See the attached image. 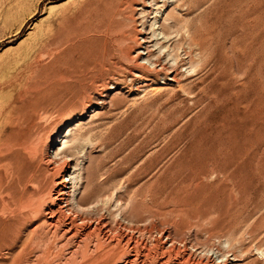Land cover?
<instances>
[{"label": "rangeland", "instance_id": "obj_1", "mask_svg": "<svg viewBox=\"0 0 264 264\" xmlns=\"http://www.w3.org/2000/svg\"><path fill=\"white\" fill-rule=\"evenodd\" d=\"M117 1L0 0V264H264V0Z\"/></svg>", "mask_w": 264, "mask_h": 264}, {"label": "bare ground", "instance_id": "obj_2", "mask_svg": "<svg viewBox=\"0 0 264 264\" xmlns=\"http://www.w3.org/2000/svg\"><path fill=\"white\" fill-rule=\"evenodd\" d=\"M144 1H146V0H144ZM117 2H123V0L122 1H117ZM129 2H130V0H129ZM140 2V1H139ZM147 2V1H146ZM155 2V1H154ZM119 3H117V5L119 4ZM150 3H152V1H150ZM132 4L134 5V3L132 2ZM137 4V3H136ZM146 4V3H145ZM120 5H122L123 6V4L121 3ZM131 5V4H130ZM150 5H155V3L154 4H150ZM114 6H116L115 4H114ZM114 6H112V7H114ZM126 3H125V9H126ZM132 6V5H131ZM131 6H129V7H131ZM116 7H118V6H116ZM116 7H114V8H116ZM152 7V6H151ZM229 7V6H228ZM119 8V7H118ZM120 9V8H119ZM119 9H115V10H119ZM251 10V9H250ZM119 11H123L122 9H120ZM118 11V12H119ZM239 11V10H238ZM245 11V10H244ZM120 13V12H119ZM252 14V13H251ZM121 15V14H120ZM123 17H124V15H122ZM112 17V16H111ZM171 19V18H170ZM110 20V19H109ZM172 21H173V19H172ZM111 22V21H110ZM176 22V21H175ZM109 24V23H108ZM175 25V24H174ZM112 26V25H111ZM215 27V26H214ZM255 27V26H254ZM112 28V27H111ZM113 28H114V26H113ZM118 28V27H117ZM125 32V31H124ZM171 35V34H170ZM153 36V35H152ZM205 38V37H204ZM161 39V38H160ZM148 48V47H147ZM147 48H145V49H147ZM148 50H147V52L146 53H143V52H139L138 54H142V55H146L147 57H149V55H148ZM141 56V55H140ZM146 57V58H147ZM151 57V56H150ZM241 65V64H240ZM172 80H174V79H172ZM111 88H112V86H111ZM238 95V94H237ZM231 100V99H230ZM24 111V110H23ZM26 112H24V114H25ZM23 115V114H22ZM27 115V114H26ZM20 119H23L22 117L20 118ZM25 119V118H24ZM30 120L31 119H28L27 121H26V123H27V125H30L29 124V122H30ZM19 122V121H18ZM21 122H24L23 120H21ZM20 122V123H21ZM25 123V122H24ZM23 123V124H24ZM25 126H26V124H25ZM24 127V126H23ZM29 127L30 126H28L27 127V131H29L30 129H29ZM26 128V127H25ZM59 144H61V142H60V140H59V135L53 140V141H51L50 143H49V145H48V151H49V148L51 147V146H54V145H59ZM57 148V147H56ZM51 149V148H50ZM44 153V152H43ZM45 154V153H44ZM7 172V171H6ZM10 172H12L13 173V171H10ZM7 174H10V173H7ZM18 174V173H17ZM21 176V175H20ZM12 178V177H11ZM3 179V178H2ZM6 179V178H5ZM8 179V178H7ZM17 179H21V178H17ZM72 179H73V177H72ZM11 180V179H10ZM71 179H69V181H70ZM19 181V180H18ZM17 181V182H18ZM67 181H68V179L67 178H62V180H58L57 181V183H56V192H55V195H54V205L52 206V207H49L48 209H47V211H48V213L50 214L49 215V223L48 224H50V225H53V224H51L52 222H54V221H60L61 222V218L59 217L60 216V213H62V212H64L63 210H66V209H63V206H62V203L66 200V194H68V193H66V188H67ZM15 182V181H14ZM73 182H75V181H73ZM3 183V182H2ZM2 183H1V180H0V190L1 191H4V189L5 190H7L8 192H9V197L12 199V193H13V182L12 183H9V184H6V186L3 184L2 185ZM16 183V182H15ZM18 184V183H17ZM20 184V183H19ZM18 184V185H19ZM71 187V186H70ZM69 187V188H70ZM74 187V186H73ZM37 188V187H36ZM23 190H25V189H23ZM71 191V190H70ZM69 191V192H70ZM71 193H69L67 196H69ZM50 195V194H49ZM72 195V194H71ZM74 195V194H73ZM5 196V195H4ZM71 197V196H70ZM69 198V197H68ZM67 198V199H68ZM4 200V199H3ZM3 200H2V202H3ZM68 201V200H67ZM53 202V201H52ZM69 202V201H68ZM65 203V202H64ZM66 204H67V202H66ZM69 204V203H68ZM71 205V204H70ZM77 206V205H76ZM68 208H71V206L70 207H68ZM72 211H73V209H72ZM70 212V211H69ZM56 213H58L57 215H55ZM13 214V213H12ZM64 214V213H63ZM66 214V213H65ZM72 214V213H71ZM74 214V213H73ZM85 214V213H84ZM46 215V214H45ZM67 215V214H66ZM47 216H48V214H47ZM64 216V215H63ZM63 216H61L62 218H63ZM85 216V215H84ZM65 217H68V216H65ZM76 217V216H75ZM88 217V216H87ZM47 218V219H48ZM86 218V217H85ZM84 218V219H85ZM61 219V220H60ZM80 219V225H82L79 229L80 230H78L77 228L78 227H76L78 224L76 223L77 221L75 220V218H73V216L71 215L70 217H68V218H66L65 220H66V224H65V231H64V233H66V234H64V235H69V234H71V238L73 239V237H77V236H79L80 238H79V240L78 241H80V242H82L83 243V241L84 240H87L88 238H91L92 237V235H94V233L92 234V232H94L93 230H94V228L95 227H93V226H91V225H89V222L88 223H86V220H84L83 219V216H82V218H79ZM45 220V219H44ZM63 221V220H62ZM89 221V220H88ZM130 221H133V220H130ZM94 222V221H93ZM44 223H47V220H45L44 221ZM99 223V222H98ZM119 223V222H118ZM56 223H54V225H55ZM62 224H63V222H62ZM77 224V225H76ZM104 224H105V222H104ZM60 225V224H59ZM47 226V225H46ZM56 226H58V225H56ZM79 226V225H78ZM118 226V225H117ZM52 227V226H51ZM50 227V228H51ZM55 227V226H54ZM60 227V226H59ZM120 227V226H119ZM123 227V226H122ZM61 228V227H60ZM63 228V227H62ZM127 228V227H126ZM146 228V227H145ZM109 229H111V228H109ZM109 229H108V227L106 226V225H104L103 226V228H101V231H102V233H103V235H109ZM131 229H133L132 227H131ZM131 229H129V231L128 232H130V230ZM138 230H140V228H137ZM136 229V230H137ZM58 230H59V228H58ZM96 230V229H95ZM111 230H113V229H111ZM119 231V229H114V232L115 231ZM143 230H145V229H143ZM61 231V230H60ZM98 231H100V230H98ZM133 231V230H132ZM97 232V231H96ZM120 232V231H119ZM118 232V233H119ZM122 233V232H121ZM120 233V234H121ZM146 233H148L149 235H150V237H149V244L147 243V242H144V244L142 243V242H140V245H141V249L142 250H149L151 247H155V246H157L158 248H159V246H160V248H161V250L163 251V252H165V253H167L168 252V254L169 253H172L173 252V255H176V254H178L179 256H180V258L181 259H183V260H187L188 262H191V263H200V264H205V261H201L197 256H200V255H202L203 254V250H201V248L200 247H195V245H193L192 244V242H190L189 240H185V239H183V240H178V239H176V238H174V237H172L171 235H170V233H167L166 231H161V232H159L158 233V235L156 234L155 236H154V234L152 235V233L151 232H146ZM110 234H111V232H110ZM114 234V233H113ZM119 234V235H120ZM132 234V233H131ZM116 235H118L117 233H116ZM73 236V237H72ZM113 236V235H112ZM131 236V235H130ZM68 238H70V237H68ZM121 238V237H120ZM132 238V237H131ZM130 238V239H131ZM98 239V238H97ZM130 239L128 238L127 239V243H130V242H128V241H130ZM68 240H70V239H68ZM147 240H148V237H147ZM72 241V240H71ZM75 241V240H74ZM135 241V240H134ZM140 241H141V239H140ZM67 242V241H66ZM86 242V241H85ZM120 242V241H119ZM136 242H138L139 243V241H136ZM142 243V244H141ZM66 244V243H65ZM118 244V243H117ZM124 244V243H123ZM128 245V244H127ZM136 245V244H135ZM179 245H181L182 246V249L180 250L179 248H178V246ZM116 246V245H115ZM134 247V246H133ZM150 247V248H149ZM40 248V247H39ZM136 248H137V246H136ZM135 248V249H136ZM140 249V250H141ZM137 250V249H136ZM152 250H155V249H153L152 248ZM76 251V250H75ZM138 251V250H137ZM151 251V250H150ZM155 251H159L158 249L157 250H155ZM135 252V251H134ZM154 252V251H153ZM229 253L231 252L230 250L228 251ZM137 253V252H136ZM135 253V254H136ZM139 253V252H138ZM155 253V252H154ZM159 253V252H158ZM175 253V254H174ZM220 253V252H219ZM222 253V252H221ZM232 253V252H231ZM148 254H150V252L149 253H147V258H148ZM164 254V253H163ZM167 254V255H168ZM217 254V253H216ZM225 254V253H224ZM226 254H228V253H226ZM137 255V254H136ZM139 255V254H138ZM151 255V254H150ZM229 255V254H228ZM225 256V255H223L222 254V256L223 257H219V254H218V256L217 257H219V258H221L222 260L221 261H218V263H216V264H229V263H231V261H234V262H237V261H239V258H237L235 255H232L231 254V256ZM131 256V255H130ZM162 256V255H161ZM170 256V255H169ZM177 256V255H176ZM204 256V255H203ZM212 256V255H211ZM233 256V257H232ZM96 257V256H95ZM123 257V256H122ZM94 258V257H93ZM136 258V257H135ZM134 258V259H135ZM139 258V257H138ZM170 258V257H169ZM200 258H201V256H200ZM95 259V258H94ZM157 259V258H156ZM168 259V258H167ZM177 259V258H176ZM203 259V258H202ZM208 259H210L209 257H208ZM207 259V260H208ZM137 260V259H136ZM154 260H155V258H154ZM206 260V261H207ZM215 260V259H214ZM229 260H231V261H229ZM69 261V260H68ZM96 261V260H95ZM132 262H134V261H132ZM186 262V261H185ZM213 262V261H212ZM135 263V262H134ZM150 263V262H149ZM161 263V262H160ZM193 263V264H194ZM215 264V263H214Z\"/></svg>", "mask_w": 264, "mask_h": 264}]
</instances>
